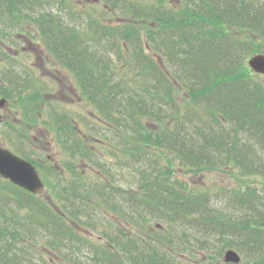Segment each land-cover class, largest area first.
<instances>
[{
  "label": "trees",
  "instance_id": "obj_1",
  "mask_svg": "<svg viewBox=\"0 0 264 264\" xmlns=\"http://www.w3.org/2000/svg\"><path fill=\"white\" fill-rule=\"evenodd\" d=\"M0 18L32 27L87 108L44 110L53 161L25 149L33 123L11 126L46 193L0 183V264H264V78L247 65L264 0H0ZM14 66L0 91L37 105ZM175 161L238 183L191 187Z\"/></svg>",
  "mask_w": 264,
  "mask_h": 264
},
{
  "label": "rangeland",
  "instance_id": "obj_2",
  "mask_svg": "<svg viewBox=\"0 0 264 264\" xmlns=\"http://www.w3.org/2000/svg\"><path fill=\"white\" fill-rule=\"evenodd\" d=\"M1 20H4V18H0V21ZM29 27V24H26L24 26H20L19 24H17L16 27L11 28L8 24H5L4 26H0V37L6 35L8 38H10V40L7 39L4 43L11 44L12 42L17 41L16 35L17 33H20V30H26L25 34L29 35L32 31V29ZM21 38L24 37L21 36ZM28 42V40L25 41V43ZM31 42L32 43L29 46L31 51L29 52V54L25 52V50H23V46H20L17 50L13 48L7 49L11 54H13L14 52L17 53L15 64L20 65V68H18L19 71L23 69V67L21 68V65H27L25 67L27 71H21L24 74V77H30L32 79V83L35 86H39L41 88L40 91L35 94L37 96L35 98V100L37 101V105L34 106L36 109V116L35 119H29L27 115V112L33 109V107L30 105V102L33 100L34 95H31L30 97H28L29 95H24L21 99L18 100L19 107L18 105H15L12 110L16 116L18 112V121H22V123H33L32 128L36 129L35 131H31V134L36 136V139L40 136L45 141L44 146L47 149V154L52 156L58 153V147L55 144L54 133H52L50 126H46L43 123V120L45 119L44 110L48 107V105L52 104L65 108L68 110V112L72 110L86 112L87 108L80 97V93L77 90L73 77L70 76L64 68L59 66L54 61L52 55L49 53L50 51L46 49L41 40H35V38L33 40L31 38ZM7 49H4L2 55L0 56V63L7 61L4 57H2L6 54ZM28 67H31L32 70H30V68ZM5 75H7V73L0 72V79L2 80ZM259 75L263 76L264 78L263 74ZM37 106L38 108H36ZM40 141L42 140L40 139ZM174 165L177 175L185 179L188 184L194 188L204 187L212 190L217 189L220 186L234 187L238 183V179L231 174V168L227 171L221 169L195 171L190 170L184 166L180 167L178 161H175ZM40 171V176L42 177V180L45 183L46 187L44 176ZM257 178L258 177H256V179ZM2 181L3 180L0 177V183ZM7 216L10 217L11 215L8 214ZM191 263L195 264L194 261H192Z\"/></svg>",
  "mask_w": 264,
  "mask_h": 264
},
{
  "label": "flooded vegetation",
  "instance_id": "obj_3",
  "mask_svg": "<svg viewBox=\"0 0 264 264\" xmlns=\"http://www.w3.org/2000/svg\"><path fill=\"white\" fill-rule=\"evenodd\" d=\"M29 28L32 29L31 26ZM25 32L24 33H17V35H16L17 41L12 42L11 44L4 43V42H6L7 39L10 40V38H8L6 35H3V37H0V56L2 55L4 49L13 48V49L17 50V49H19L20 46H23L22 47L23 50H25V52H27L29 54V52L31 51L29 46L32 43L31 37H33L34 35L31 33L28 35V34H25ZM21 36H23L24 38H21ZM3 39H5V40H3ZM27 40L29 42L25 43V41H27ZM2 46H3V48H2ZM7 50H6V54L2 56L7 61L0 63V69H15L16 66H14L12 64V62L16 61L15 58L17 57L16 56L17 53L14 52L13 54H11L9 52V50L8 51ZM26 66H27L26 64L25 65L23 64V68L25 70H26V68H25ZM28 68H30V70H32L31 67H28ZM0 86L1 87L3 86L2 81H0ZM15 105H18V107H19L18 98L12 99V98L4 95V93L2 91H0V147L8 149L12 153L30 161L25 156L18 154V152H16L14 150V148H17L15 145L10 144V142L12 141L10 136L16 134V132L11 128V126L17 125L20 122V121H18V117H19L18 112H17V116H16L12 110ZM32 107H33V109L29 110L27 112L29 119H35V116H36V109H35L34 105H32ZM32 126H33V124H30L31 129L28 132L26 131L30 135V141L32 142V145L30 148H25V149L28 150V152L31 154V156L33 158H35L36 153H38L39 157L41 159H43V156H44V157H47L49 160H52V156L47 154V149L44 146L45 141L42 140L41 137L36 139V136L31 134V131H35V129H36V128H32ZM40 139L42 141H40ZM34 165L37 167L36 164H34ZM1 178H3V177H1ZM2 180L4 182L11 184L12 186H14L16 188H19L20 190H23L20 187L12 184L8 179L3 178ZM1 216H4V215L0 214V217ZM0 260H2V259H0Z\"/></svg>",
  "mask_w": 264,
  "mask_h": 264
},
{
  "label": "water",
  "instance_id": "obj_4",
  "mask_svg": "<svg viewBox=\"0 0 264 264\" xmlns=\"http://www.w3.org/2000/svg\"><path fill=\"white\" fill-rule=\"evenodd\" d=\"M248 65L253 71L264 75V54H253L248 59ZM0 175L33 193L39 194L43 190L44 184L33 165L1 147ZM223 259L226 262L238 263L241 258L236 250L230 248L224 252Z\"/></svg>",
  "mask_w": 264,
  "mask_h": 264
},
{
  "label": "bare ground",
  "instance_id": "obj_5",
  "mask_svg": "<svg viewBox=\"0 0 264 264\" xmlns=\"http://www.w3.org/2000/svg\"><path fill=\"white\" fill-rule=\"evenodd\" d=\"M237 253L239 254V256H240V258L242 259V257H241V255H240V253L237 251ZM241 259H240V261H241ZM229 263H231V262H229Z\"/></svg>",
  "mask_w": 264,
  "mask_h": 264
}]
</instances>
